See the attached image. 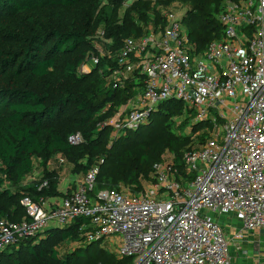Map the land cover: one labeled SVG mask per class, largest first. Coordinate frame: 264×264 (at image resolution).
<instances>
[{"label":"trees","instance_id":"trees-1","mask_svg":"<svg viewBox=\"0 0 264 264\" xmlns=\"http://www.w3.org/2000/svg\"><path fill=\"white\" fill-rule=\"evenodd\" d=\"M129 1L0 0V219H26L25 198L52 213L55 201L70 193L60 190L62 160L74 163V175L99 166L92 194L122 188L142 192L167 154L180 178L195 177L187 174L184 155L206 136L186 133L191 111L185 112L181 101H166L146 124L114 136L112 118L144 90L145 76L135 72L114 87L111 75L122 68L118 60L126 40L146 35L150 26L162 31L165 13L173 8L182 10L196 52H205L222 36L219 15L225 0H138L117 17L120 5ZM18 21L22 28L17 32L9 25ZM101 22L106 32L97 35ZM93 57L97 67L84 73ZM76 134L83 142L74 145L70 137ZM94 230L92 219L85 217L65 227L52 225L39 237L19 238L3 251L0 264L129 262L102 248L100 240H89ZM69 240L84 246L56 247Z\"/></svg>","mask_w":264,"mask_h":264},{"label":"built area","instance_id":"built-area-1","mask_svg":"<svg viewBox=\"0 0 264 264\" xmlns=\"http://www.w3.org/2000/svg\"><path fill=\"white\" fill-rule=\"evenodd\" d=\"M165 20L162 31L150 26L125 42L114 87L135 72L145 76V87L112 118L113 135L146 124L161 103L181 101L192 113L186 133L206 136L184 155L187 174L195 177L180 178L167 154L142 192L92 194L100 171L94 166L52 213L25 198L26 219H0V263L19 238L79 217L95 226L88 239L100 240L118 260L130 259L126 264H232L230 242L212 213L234 212L246 229H264V0H226L222 36L203 53L192 45L180 9L167 10Z\"/></svg>","mask_w":264,"mask_h":264},{"label":"rangeland","instance_id":"rangeland-1","mask_svg":"<svg viewBox=\"0 0 264 264\" xmlns=\"http://www.w3.org/2000/svg\"><path fill=\"white\" fill-rule=\"evenodd\" d=\"M135 1H138V0H130L129 2L122 3L120 5V7L118 8L117 17H122L124 15L125 11L127 10V8L129 7V5H132L133 2H135ZM225 3H226V0H225ZM181 13H182V10H181ZM9 26L12 27V29L17 31V32L21 31V28H22V24H20V21L12 22ZM95 29H96L97 35H102L103 33L106 32V30H105L106 29V23L101 22L99 25H97V27ZM94 33H95V31H94ZM0 36H1V34H0ZM96 67H97V63H95L93 61V59H89L87 61V64L83 68V72L92 74ZM57 156H60V155H57ZM62 164L64 165L63 168L61 170H58L60 184L62 183V176L61 175L67 176L69 178L66 182V186H68V185L72 186V184H75L78 180L81 179V177L83 176L82 174L74 175V173H73L74 163H69L68 160H62ZM51 168H52V170L55 169L54 166ZM34 176L39 177V174L36 173ZM211 215L213 218L220 221L225 233H231V229H233L235 231L234 235L238 236L240 231H242L244 233H247L248 231H250V230L245 228L243 222L239 219L237 214H235L234 212L223 213V214L212 213ZM42 239H44V237ZM66 245L68 246V248L70 250L77 247L78 245L84 246V244L82 242L75 241V240H69L66 243L62 242V244L57 245L56 247L58 249H62L64 251L66 249ZM230 248H231V246H230ZM27 264H34V263L31 262V263H27Z\"/></svg>","mask_w":264,"mask_h":264},{"label":"crops","instance_id":"crops-1","mask_svg":"<svg viewBox=\"0 0 264 264\" xmlns=\"http://www.w3.org/2000/svg\"><path fill=\"white\" fill-rule=\"evenodd\" d=\"M61 176L60 190L73 192L77 187L78 181L72 186H66L69 178L64 175ZM63 199L56 200V204L62 202ZM234 234L235 231L233 229H231V233H225L231 246L230 258L232 264H264V229L248 231L247 233L240 231L238 236Z\"/></svg>","mask_w":264,"mask_h":264}]
</instances>
